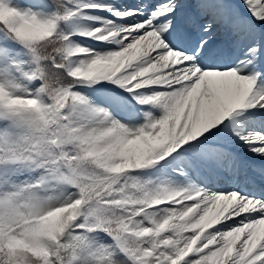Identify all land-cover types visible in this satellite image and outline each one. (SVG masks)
I'll return each mask as SVG.
<instances>
[{"label":"snow or ice","instance_id":"snow-or-ice-1","mask_svg":"<svg viewBox=\"0 0 264 264\" xmlns=\"http://www.w3.org/2000/svg\"><path fill=\"white\" fill-rule=\"evenodd\" d=\"M0 264H264V0H0Z\"/></svg>","mask_w":264,"mask_h":264}]
</instances>
